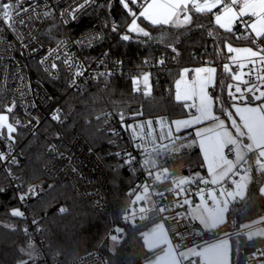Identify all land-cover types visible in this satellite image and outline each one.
Here are the masks:
<instances>
[{
	"label": "trees",
	"instance_id": "trees-1",
	"mask_svg": "<svg viewBox=\"0 0 264 264\" xmlns=\"http://www.w3.org/2000/svg\"><path fill=\"white\" fill-rule=\"evenodd\" d=\"M100 4L104 7L96 8L78 25L72 27L71 31L77 34L94 27L104 28L107 39L102 49H108L111 58L121 60L129 73L136 72L137 76H140L144 72H150L151 95L144 96L143 91L133 92L131 76L113 79L103 86L90 84L84 91L74 92L69 88L67 73L63 72L60 78L52 79L34 63L33 76L43 83L52 99L61 106V120L44 122L41 125L42 136H29L25 129H18L15 133L16 144L23 157L13 169V177L21 183L24 190L36 183H42L45 188V194L26 205L24 209L30 218L36 220L43 228V252L47 262L65 264L84 252L98 250L102 248L105 239L108 238L110 244L111 233L119 226L123 229L119 242L113 250L103 249L109 263L146 264L155 258L162 248L150 250L144 242V231L154 224L156 219L135 226L120 221L134 197L130 191L134 170L130 164L124 163L126 160L119 157L120 150L125 148L128 142H132L129 131L122 127L119 114L123 113L125 123L157 117L173 121L185 117L189 110L185 108V102L175 100V82L184 68L210 64L217 69L215 92L212 94L215 112L226 116L233 101L227 94V84L232 80L222 68L224 63L229 62L230 56L224 42L227 40L233 47L252 45L249 41L236 39L244 34L239 23L234 26L233 33H226L214 25L212 13L201 14L194 11L191 12L192 22L183 28H175L172 25L153 26L141 17L138 22L151 33L152 39L136 37L133 34L132 42H124L120 39V34L125 32L133 17L123 9L120 0H104ZM219 10L217 8L213 11ZM53 24L55 23L49 24L44 34L45 40L51 45L62 36L59 26L55 24L56 27L53 28ZM113 24L118 26V32L111 31ZM209 30L218 35L209 37ZM169 44L176 48V52L168 47ZM161 58L165 60L163 65L158 64ZM145 61L148 63L145 64ZM110 115L114 117V122L109 120ZM97 116L102 117L101 120H97ZM114 127L121 129V132H114ZM190 131L179 134L181 139L177 143L185 147L178 153H168L159 158L158 168L153 170L156 174L167 173L170 178H174L197 171L205 172L201 149ZM59 134L63 138L59 144L60 149H65L75 137L80 136L87 141L108 169V214L88 208L68 186L53 183L45 174V166L53 159L49 140L58 138ZM8 182L9 178L0 172V189ZM263 183L264 170L253 171L247 197L233 202L227 221L207 233V236L216 238L235 232L246 223L264 217V194L261 192ZM171 184V180L165 183ZM56 204L62 205L68 211H53L45 215ZM19 205L17 190L0 191V264L32 262L28 255V251L32 250L29 248L30 238L24 233L25 221L22 217L11 215V211ZM231 241V264H246L247 257L252 254L250 249H258L264 245V237H257L253 246L246 235H234Z\"/></svg>",
	"mask_w": 264,
	"mask_h": 264
},
{
	"label": "built area",
	"instance_id": "built-area-1",
	"mask_svg": "<svg viewBox=\"0 0 264 264\" xmlns=\"http://www.w3.org/2000/svg\"><path fill=\"white\" fill-rule=\"evenodd\" d=\"M104 0H96L100 4ZM82 2V0H81ZM35 3L37 11L43 12L45 9L52 10V16L47 19L33 20L29 26L15 25V30H10L7 26L0 23V108L10 105L13 100L16 101V107L10 114V122H14L12 117L18 118L21 121L19 128L27 131L29 136H42L43 132L41 125L44 122L52 121L51 117L57 109L61 112V106L56 103L50 96L48 90L43 83L33 76V64L36 63L41 67L43 72L52 79H58L65 72L69 76V88L74 92H82L90 85H107L111 80L121 77L137 76L136 72L129 73L121 60L111 58L108 49H102L107 39V32L104 28L94 27L77 34L71 31L72 27L78 25L88 14L93 12L97 7L92 6L87 10V14L77 13V19L65 25L60 13L65 9L74 7V0H23V7L29 8V11L22 13L17 19L32 16L31 7ZM132 10L137 14L141 10L140 2L133 5ZM55 23L59 26L62 36L51 45L48 43L44 34L49 24ZM234 31V30H233ZM99 34L102 39H93L91 47L87 44L81 46L75 42L87 41L88 37ZM63 41L61 48H66L67 53L74 60H78L84 68L87 69L85 75L76 78V83L70 86L72 82V73L77 65L69 68L60 62H57L56 70L50 68L51 58L41 64V61L49 51L56 48L57 43ZM107 53V55H105ZM55 53L53 54V56ZM66 58V57H62ZM48 69V71H45ZM238 69L233 68V71ZM51 72V75H49ZM100 72H111V76L106 78L94 79ZM247 79V77H245ZM243 88L244 86L241 85ZM215 92V87L210 89V93ZM23 93V95H21ZM258 94V93H257ZM252 94H248V97ZM229 99L234 102L230 97ZM240 103H251L264 101L249 99L238 101ZM195 109L189 110V115H195ZM109 120L114 122V117L109 116ZM6 131V130H5ZM113 131L120 133L121 129L114 127ZM15 135V134H14ZM16 136V135H15ZM60 142L63 140L59 134L56 138ZM124 139V138H123ZM54 140V139H53ZM53 140H49L53 159L45 166L44 172L55 184L68 186L75 196L88 208L93 211L108 214L110 212V194H109V171L102 163L101 159L91 149L87 141L77 136L65 149H60L59 144H55ZM10 142L0 140V151L4 152L6 160L0 161V172H3L9 182L3 187L4 192L11 189L17 190L18 194L28 192L29 188L34 187L38 195L33 198L29 194L28 198L15 209H20L25 215L22 217L25 221L24 233L30 238V245L34 252V258L30 264H58L47 262L43 248L45 241L42 237L43 228L37 223H32L33 219L24 209L26 205L31 204L35 200L41 198L45 194V188L42 183L31 185L27 190H24L21 183L13 177V169L18 165L20 158L23 157L20 148L15 144L11 147H6ZM138 144L128 142L126 147L121 149L119 157L128 160L134 158L130 163L134 170V179L130 186V191L133 192L135 199L136 195H142V188L145 184L149 186V193L143 202L130 203L125 213L120 217V221L130 223L131 225H144L150 219H157L167 230L176 250L183 252L186 250H195L199 252L209 241L207 235L193 228V223L189 219L188 209L193 207V204L198 203V195L209 189H212L209 184L195 181L186 186L182 191L171 185H165L167 181H172V178L167 173L155 174L153 180L147 175L148 169L143 167V159L145 155ZM55 146V147H53ZM232 145H228L224 149L225 155L229 159L235 155L229 151ZM236 153V149H235ZM12 156L16 157L17 164L9 163ZM246 161L242 162L237 167V172L231 175L232 181L239 179L240 173L248 171L249 167ZM11 171V176L9 175ZM230 186L229 182L219 185L214 188L216 195H220V191ZM186 193V194H185ZM188 199L192 203L184 205V200ZM63 207L56 204L45 215L53 211L59 212L58 209ZM141 208L144 211H141ZM156 211V214L150 218V213ZM126 217L127 219H123ZM255 229L264 231V219L246 223L235 232L226 233L227 238L231 239L234 235H247ZM26 230V231H25ZM113 234V232L111 233ZM183 264H205L202 258L198 255L187 256L182 261ZM65 264H110L106 252L100 248L98 250L82 253L75 260ZM246 264H264V245L255 249L254 252L247 257Z\"/></svg>",
	"mask_w": 264,
	"mask_h": 264
},
{
	"label": "snow or ice",
	"instance_id": "snow-or-ice-1",
	"mask_svg": "<svg viewBox=\"0 0 264 264\" xmlns=\"http://www.w3.org/2000/svg\"><path fill=\"white\" fill-rule=\"evenodd\" d=\"M139 2L141 11L139 15H137L129 5L130 3L132 5H137L138 0H120L123 9L133 17L125 32L120 34V39L124 42H132L133 34L136 37H145L148 38V40L152 39L151 33L137 23L141 17L153 26L172 25L175 28L185 27V25L192 22L191 15L189 14L190 5L192 10L196 13H212L214 25L226 33H233L234 26L239 23L244 30V34L237 36L236 39L249 41L254 47H233L231 43L225 40L224 43L227 52L234 54L228 57V63L222 65L223 72L228 74L230 79L235 82L227 84V94L234 101H245L248 99V94H252V98L255 100L264 101V0H203V3H201L200 0H139ZM74 4V7L65 9L64 12L60 13L62 18L68 17L63 19L65 25L69 22V18L75 21L77 19V13L87 14V10L92 6L97 8L104 7L102 4H98L96 0H82V2L81 0H74ZM217 8L220 9L219 12H214L213 10ZM27 11H29V8L23 7V0H0V23L7 26L10 30H15V25L17 24L27 27L34 19H47L53 14L51 9H45L42 13L38 12L37 5L33 3L31 7L33 15L17 19V17H21L22 13ZM245 17H248V19H245ZM105 26H108L107 23ZM52 27L55 28L56 25L53 24ZM111 31L118 32V26L113 24ZM207 35L209 37H214L218 34L209 30ZM93 39H102V37L97 34L88 37L87 41L82 40L75 43L81 46L87 44L88 47H91V41ZM143 42L147 43V41ZM63 43V41L58 42L56 48L48 52L41 61V64L51 58L50 68L52 70L57 69V62L67 65L70 69L73 68L74 64L77 65L75 71L72 73V82L70 86H73L76 83V78L84 76L87 69L84 68L78 60H74L69 56L66 48H61ZM168 47L171 48L173 52H176V48L171 44H169ZM54 53L55 55L53 56ZM105 55H107V53ZM62 57L66 58L62 59ZM147 63L148 61H145V64ZM164 63V58L158 60V64L163 65ZM233 68L238 70L233 71ZM45 71H48V69H45ZM189 71V69H184L180 74V79L175 82V100L178 102L191 101V103H186L184 106L187 109H195L196 114L190 119L175 120L172 124L175 126L176 132H179L181 129L201 124L204 121H218L215 127L197 129L195 132L196 137L199 138V145L203 153L207 172L211 175L214 167H223L224 161L230 160L224 152V149L228 147V145L233 146L229 151L235 155L237 146L240 148L247 147L249 152H252L256 150L253 148L254 142L257 140H264V103L257 106L245 105L243 107L235 104L233 105L235 113L241 120V124H237L234 119L232 120V125L235 127L237 133V136L233 137L232 134L225 129L224 121L219 120L218 117L213 115V98L207 92L208 86L213 84L217 69L215 67H198L192 70L194 71L195 78L190 82V87L189 82L186 81ZM49 75H51V72H49ZM108 76H111V72H100L93 78L99 79ZM245 77H247V79ZM182 83L185 85L183 90L181 89ZM132 85L133 92L140 93L143 91L144 96H150L152 92L150 73L144 72L140 76L132 77ZM241 85L244 87L242 88ZM141 86H143V88ZM21 95H23V93H21ZM15 107L16 101L13 100L10 105L0 108V140L10 142L6 145V147L9 148L12 144H15L17 137L14 134L17 133L18 126L21 125V121L16 117H12L14 122H10V114L14 112ZM227 115L231 119L232 113L228 112ZM101 118L100 116L96 117L97 120H101ZM124 118L123 113H120L119 119L122 122V127L132 129L141 140L145 138V135L148 137L153 136L154 130L152 121H148L146 125L137 124L124 126ZM51 119L58 122L61 120L59 109L56 110ZM157 123L162 124L163 122L157 121ZM145 128H147L146 134ZM136 129H139L138 133ZM241 138H246L249 142L245 143L244 139ZM180 139L179 136L173 138V131L169 128L166 133L162 130L160 131L158 140L153 139L151 141L154 145L151 149L142 148L145 155L142 163L143 167L148 169L147 175L150 180H153L156 174V171L153 170L158 168V161L161 156L168 153H178L181 148L185 147L183 144L178 145L177 142ZM164 141L168 142L165 143ZM193 143H195V141H193ZM137 147L141 146L137 145ZM259 147L264 148V144H260ZM259 155L261 160L264 161V152H260ZM6 159L7 157L4 155V152L0 151V161ZM133 159L134 158L130 157L128 160L124 161V163L130 164ZM9 163L16 165V157L12 156ZM165 171L168 170L165 169ZM9 175L11 176V171H9ZM197 180L205 184L209 183V180L203 177L198 176ZM185 183L191 184L193 181H181V184ZM3 190L4 189H0V191ZM149 190V186L145 184L142 188L143 194L136 195L132 203L143 202ZM29 194L35 198L38 192L34 187H31L28 192L18 194V199L23 202L28 198ZM189 203L192 202L188 199L184 200L185 206ZM195 206L196 205L193 204V207ZM58 211L64 213L67 212L68 209L61 207ZM141 211L143 212L144 209L141 208ZM11 215L13 217H23L25 213L20 209H14L11 211ZM122 218L125 220L127 219L126 217ZM32 223L35 225L37 221L33 220ZM122 233L123 229L117 226L113 229V234L110 236V239L119 242ZM30 247L31 246H29V248ZM30 254L29 252V255ZM20 264H27V261H21Z\"/></svg>",
	"mask_w": 264,
	"mask_h": 264
},
{
	"label": "crops",
	"instance_id": "crops-1",
	"mask_svg": "<svg viewBox=\"0 0 264 264\" xmlns=\"http://www.w3.org/2000/svg\"><path fill=\"white\" fill-rule=\"evenodd\" d=\"M200 2L201 3H203V0H200ZM215 10V9H214ZM141 11V10H140ZM139 11V12H140ZM192 11H194V10H192V8H191V5L189 6V14L191 15V12ZM139 12H138V15H139ZM219 12V11H218ZM182 18V17H181ZM245 19H248V17H245ZM188 25V24H187ZM141 26V25H140ZM141 27H143V26H141ZM146 31H147V29L145 28V27H143ZM236 47H249V46H236ZM254 50H255V48H254ZM232 53H230V55H231ZM234 55V54H233ZM198 67H214V66H212V65H210V64H203V65H200V66H197V67H187V68H184V69H189L190 71L188 72V75H187V77H186V81H188L189 82V87H190V82L195 78V74H194V71H192V70H194V69H196V68H198ZM183 69V70H184ZM182 70V71H183ZM178 79H180V77L178 78ZM177 79V80H178ZM215 82H216V73H215V77H214V81H213V84H211V85H209L208 86V88H207V92H208V94L213 98V115L214 116H216V117H218V116H220V115H218V114H216V112H215V100H214V97L212 96V94L210 93V89L212 88V87H214V85H215ZM185 88V85L182 83V85H181V89L183 90ZM175 94H176V87H175ZM180 102H185V103H191V101H180ZM240 103V102H239ZM251 103H253V102H251ZM234 104H238V103H236V101H234L233 102V104H232V110L234 111L235 110V108L233 107V105ZM240 104H243V103H240ZM239 106H241V105H239ZM241 107H243V106H241ZM157 118H160V117H157ZM162 118H165V117H162ZM167 119V118H166ZM169 120V119H168ZM176 120H180V119H176ZM182 120V119H181ZM238 120H240V119H238ZM173 121H175V120H173ZM173 121H170L169 120V123H170V125H169V127L172 129V131H173V138H175L176 136H179V134L181 133V132H183V131H188V130H191L189 133L191 134H194V136L196 137V135H195V130H194V125L192 126V127H188V128H184V129H181L179 132H176V130H175V128H174V126L172 125V122ZM203 123H205V121L203 122ZM202 123V124H203ZM196 125H198V124H196ZM130 134V133H129ZM180 137V136H179ZM130 138L132 139V142L133 143H136V144H138V145H140L141 146V148H149L150 146H146L145 144H144V142H142L141 140H139V139H135V138H133L132 136H131V134H130ZM245 139V138H244ZM246 140V139H245ZM196 141H197V144H198V146L200 147V145H199V138H197L196 137ZM261 143H263L264 144V140H261ZM201 149V148H200ZM202 152V151H201ZM202 155H203V153H202ZM235 155H236V153H235ZM255 155V157H256V154H254ZM252 156V155H251ZM249 157V159H251V161H250V165L253 167L252 168V170H251V172H252V174H251V177H250V179L247 181H242L241 180V175H244L246 172H244V173H240V176H239V179L237 180V181H232L231 180V175L232 174H234V173H236L237 172V170L236 171H233L232 173H230L228 176H225L226 178L222 181V182H219V183H217V184H212V182H210L209 181V183H207V184H209L210 186H211V188L212 189H209V190H207V191H203V192H201L199 195H198V203L196 204V206L195 207H189V209H188V215H189V219L192 221V223L193 224H196V225H199L201 228H202V225H203V223L201 222V220H199L198 218H196L194 215H191V213H192V210L193 209H195L196 207H199V206H201V207H205L207 210H208V212L212 215L213 214V211H217V210H219V209H221V210H224V213H225V221L223 222V223H221V224H215V228H213V229H211V230H204L203 228H202V232L203 233H205L206 235H207V233H211V231H213L214 229H216V228H218L220 225H222V224H224L226 221H227V216H228V211H229V208H230V205L233 203V202H235V201H237V200H244L246 197H247V193H248V186H249V184H250V182H251V180H252V176H253V171H255V170H257V168H256V165H257V163H256V161H255V159H254V156L253 157ZM235 157V156H234ZM253 158V159H252ZM260 161H262V160H260ZM244 162V161H243ZM249 165V166H250ZM204 167H205V172H201V171H197V173H198V175L195 177V178H188V177H182V175H179V176H176V177H174V178H172V186L174 187V188H176V189H179L180 191H182L186 186H188V185H190V184H188V183H185V184H181V181L182 180H191V181H193V183L195 182V181H198L197 180V177L199 176V177H203L204 179H206V177H209V176H211L212 174H213V172L216 170V168L214 167L213 168V171H212V173H211V175H209L208 174V172H207V168H206V164H205V161H204ZM237 167H238V165H237ZM237 169V168H236ZM249 170V169H248ZM259 171H261V170H259ZM238 173V172H237ZM226 182H229L230 183V186L228 187V188H226V189H223V190H221L220 191V195L219 196H217L216 195V190H214V188L215 187H217V186H219V185H222V184H224V183H226ZM192 184V183H191ZM261 192L264 194V183H263V185H262V187H261ZM226 205H225V204ZM223 207H224V209H223ZM264 219V217H262V218H260V219H258V220H263ZM258 220H255V221H258ZM157 225H158V229L160 228L162 231H164V232H167V230L165 229V227H164V225L160 222V221H158L157 219H156V222H154V226H156L157 227ZM204 227H207V226H204ZM209 227V226H208ZM206 229V228H205ZM256 230H258V229H255V230H253V231H251L249 234H247L246 236H247V238L250 240V242L251 243H255V239L257 238V237H261L259 234H256L254 231H256ZM260 230H262V229H260ZM263 231V230H262ZM201 232V231H200ZM168 233V232H167ZM146 234H148V238L150 239V240H153L152 238L153 237H151V234L149 233V229H147L146 231H144V233H143V237H144V242H145V245H146V247L148 248V249H150V250H154V248H150V246H148V242L146 241L147 239H146ZM208 237V236H207ZM262 237H264V233H263V235H262ZM217 238V239H216ZM216 238H210V237H208V239H209V241L207 242V245L206 246H204L200 251H199V253L198 252H196L195 250H192V249H190V250H186V251H183V252H178L177 250H176V248H175V246H174V244H173V242H172V240L170 241V245L173 247V249H174V251L180 256L181 254H183V253H185V252H188V251H194L195 253H198V254H196V255H198V256H200L201 258H202V260L204 261V263L205 264H231V247H232V241H231V239H228L227 238V234L225 233L224 234V236L223 237H221V236H219V237H216ZM220 238V239H219ZM222 238V239H221ZM171 239V238H170ZM158 240V239H157ZM220 240H222V241H220ZM154 242L156 241V240H153ZM220 241V242H219ZM218 242V244H216ZM209 244H212V245H209ZM215 244V245H214ZM159 248V247H158ZM158 248H156V249H158ZM253 248V247H252ZM255 250V249H254ZM204 251V256L201 254L202 252ZM196 255H194V256H196ZM185 257L183 256V257H181V264H183L182 263V261H183V259H184ZM149 262V261H148ZM147 262V263H148ZM146 263V264H147Z\"/></svg>",
	"mask_w": 264,
	"mask_h": 264
},
{
	"label": "rangeland",
	"instance_id": "rangeland-1",
	"mask_svg": "<svg viewBox=\"0 0 264 264\" xmlns=\"http://www.w3.org/2000/svg\"><path fill=\"white\" fill-rule=\"evenodd\" d=\"M129 6L131 8L133 5H129ZM137 23L139 25H141L138 21H137ZM231 55H233V54H231ZM150 83H151V75H150ZM231 83H235V82L232 81ZM141 87L143 88V86H141ZM236 103H238V104H235V105H241V106H245V105L257 106V105L261 104V102L260 103L259 102H254V103L245 102L243 104H240L238 101H236ZM188 110H190V109H188ZM228 112L232 113L231 119L227 115ZM13 117H14V115H13ZM191 117L192 116L189 115V113H188L185 117L180 118V120L181 119L182 120L183 119H190ZM218 118H219V120H223L224 121L225 129L228 132H230L233 137H236L237 133H236L235 127L232 125V120L234 119L237 124H241V120H238V119H240V117L235 113V110L233 111L232 108H231V109H229L226 112V116H218ZM148 121H152L153 122L152 126H153V130H154V134H153L152 137H148L147 135H145V138L143 140L138 138V136L132 131V129H128L126 127H123V129L128 130L133 138L141 140L142 142H144V144L146 146H150L148 149H151L154 146L151 143V141L153 139L158 140L160 131L162 130L163 132L166 133L167 130L170 128L169 127L170 123H169L168 119L162 118V117H160V118L139 119V120L132 121L130 123L123 122V125L124 126L137 125V124L146 125ZM157 121H162L163 123L162 124H158ZM217 123H218V121L208 120V121H205V123H203V124L201 123V124H198V125H194L195 126L194 130L196 132L197 129L212 128V127H215ZM174 128H175V126H174ZM136 132L138 133L139 129H136ZM146 133H147V128H145V134ZM241 139H244V138H241ZM245 139H244V142L248 143L249 141H247ZM164 142L167 143L168 141H164ZM260 144H263V143H261V140H257L256 142H254L253 148H255L256 150L252 151V152H249V149L247 147L240 148L239 146H237L235 157L231 158L230 160H225L223 167H218V168L215 167L216 170L213 172V174L211 176L206 177V179L209 180L210 182H212V184H217L219 182H222L226 178L225 176H228L233 171H236L237 165H240L243 161H246L247 163H249L248 164L249 170L244 175H241V180L242 181H246V180L248 181L250 179V177H251V174H252L251 170L253 168L250 165L251 159H249V157L251 155H252L251 157L254 156V159H255L256 163L258 162L257 165H256L257 170H264V161H260L261 158H260V155H259L260 152H264V148L259 147ZM254 154H256V157H255ZM197 175H198V173L194 172V173H191L189 175H182V177L195 178ZM223 209H224V207H223ZM191 215H194L196 218L201 220V222L203 223L202 228L204 230H211V229L215 228V224L216 223L217 224H221V223H223L225 221V213H224V210H221V209H219L217 211H213V214L211 215L205 207L199 206V207H196L195 209L192 210ZM204 226H207V227H204ZM148 229H149V233L151 234V237H153L152 239L156 240L155 242L153 240H150L148 238V234H146V237H147L146 241L148 242V246H150V248H154V249H156L158 247L162 248V251L158 255H156L155 258L150 260L147 264H181V257H183V256L184 257L193 256V255H196V254L199 253V252L195 253L194 251H188V252H185V253H183V254H181L179 256L174 251L173 247L170 245L171 239H170V236H169V234L167 232L162 231L160 228L158 229V225L156 227V226H154V224H151ZM254 232L256 234H259L261 237H262V235L264 233V231H262L260 229L254 231ZM223 236H224V234L221 235V237H223ZM220 241H222V240H220ZM117 243L118 242L112 241L110 239V249L113 250L115 244H117ZM216 244H218V242ZM206 245H207V243L205 244V246ZM209 245H212V244H209ZM29 252L31 253L30 255H29ZM201 254L204 256V251ZM28 255H29L30 259L34 258L33 249L28 251Z\"/></svg>",
	"mask_w": 264,
	"mask_h": 264
},
{
	"label": "water",
	"instance_id": "water-1",
	"mask_svg": "<svg viewBox=\"0 0 264 264\" xmlns=\"http://www.w3.org/2000/svg\"><path fill=\"white\" fill-rule=\"evenodd\" d=\"M248 99L250 101L253 100L252 96H249ZM53 141H54L55 144H59V140L58 139H54ZM51 153H52V151H51ZM155 214H156V211H152L150 213V215H149L150 218H152ZM193 228L194 229H197L198 231H201L202 232V228L199 225L193 224ZM250 244H251V246H253L255 243H250ZM109 248H110V244H109V239L107 238V239H105L104 243L102 244V249H104V250L107 251V250H109ZM250 252L253 253L254 252V248H251L250 249Z\"/></svg>",
	"mask_w": 264,
	"mask_h": 264
}]
</instances>
